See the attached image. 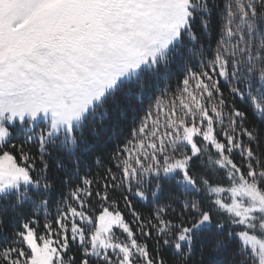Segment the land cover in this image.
<instances>
[{
    "label": "snow or ice",
    "instance_id": "6c2138e0",
    "mask_svg": "<svg viewBox=\"0 0 264 264\" xmlns=\"http://www.w3.org/2000/svg\"><path fill=\"white\" fill-rule=\"evenodd\" d=\"M0 264H264V0H0Z\"/></svg>",
    "mask_w": 264,
    "mask_h": 264
},
{
    "label": "trees",
    "instance_id": "16d2710c",
    "mask_svg": "<svg viewBox=\"0 0 264 264\" xmlns=\"http://www.w3.org/2000/svg\"><path fill=\"white\" fill-rule=\"evenodd\" d=\"M177 77L173 74L169 83L173 90L176 87ZM160 88H163V85H160ZM138 91V90H137ZM156 95H160V91L156 92ZM148 101H145L144 107L147 108ZM128 105H131L128 107ZM108 109V114L102 119L97 120V138L98 142L96 144L93 153L90 154L84 160V164L86 166H93V171H95L94 163L96 156H101L107 148L114 147L118 140L116 139L118 136L123 137L127 136L129 131V125L131 124V114L137 110V102L134 98H118L115 104H108L105 106ZM121 113L128 114V119L125 120L124 116ZM143 115V112L140 113ZM55 155V153H54ZM138 210L147 214L148 208L143 204V202L133 201Z\"/></svg>",
    "mask_w": 264,
    "mask_h": 264
}]
</instances>
